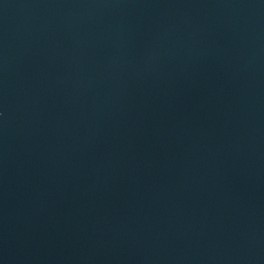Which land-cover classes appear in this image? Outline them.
I'll use <instances>...</instances> for the list:
<instances>
[{
  "label": "water",
  "instance_id": "95a60500",
  "mask_svg": "<svg viewBox=\"0 0 264 264\" xmlns=\"http://www.w3.org/2000/svg\"><path fill=\"white\" fill-rule=\"evenodd\" d=\"M0 264H264V0H0Z\"/></svg>",
  "mask_w": 264,
  "mask_h": 264
}]
</instances>
